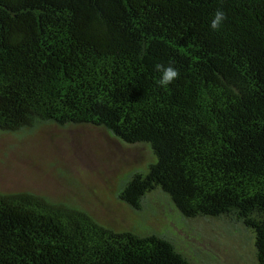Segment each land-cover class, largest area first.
<instances>
[{
  "label": "trees",
  "instance_id": "trees-1",
  "mask_svg": "<svg viewBox=\"0 0 264 264\" xmlns=\"http://www.w3.org/2000/svg\"><path fill=\"white\" fill-rule=\"evenodd\" d=\"M160 64L180 77L160 85ZM48 123L147 146L118 197L136 212L160 194L184 222L219 221L235 257L264 264V0H0V131ZM0 264L196 263L167 232L0 190Z\"/></svg>",
  "mask_w": 264,
  "mask_h": 264
},
{
  "label": "rangeland",
  "instance_id": "rangeland-1",
  "mask_svg": "<svg viewBox=\"0 0 264 264\" xmlns=\"http://www.w3.org/2000/svg\"><path fill=\"white\" fill-rule=\"evenodd\" d=\"M152 159L147 146L124 144L89 124L0 131V190H29L76 205L116 231L167 232L196 264H247L234 256V234L221 222H184L160 194H150L136 212L118 197L128 174L147 169Z\"/></svg>",
  "mask_w": 264,
  "mask_h": 264
},
{
  "label": "clouds",
  "instance_id": "clouds-1",
  "mask_svg": "<svg viewBox=\"0 0 264 264\" xmlns=\"http://www.w3.org/2000/svg\"><path fill=\"white\" fill-rule=\"evenodd\" d=\"M226 18H227L226 12L223 9L218 8L214 13L213 18L210 21V28L213 31L219 30L222 27ZM156 68L158 71L161 72L159 83L162 86H167L180 77L179 70L176 69L171 64L167 66L160 64L157 65Z\"/></svg>",
  "mask_w": 264,
  "mask_h": 264
}]
</instances>
